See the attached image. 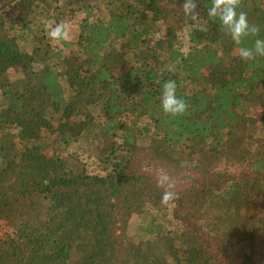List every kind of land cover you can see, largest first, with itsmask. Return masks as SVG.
<instances>
[{"label":"trees","instance_id":"obj_1","mask_svg":"<svg viewBox=\"0 0 264 264\" xmlns=\"http://www.w3.org/2000/svg\"><path fill=\"white\" fill-rule=\"evenodd\" d=\"M182 4L0 0V264H264V57L239 58L212 0ZM241 10L251 47L264 0Z\"/></svg>","mask_w":264,"mask_h":264},{"label":"clouds","instance_id":"obj_2","mask_svg":"<svg viewBox=\"0 0 264 264\" xmlns=\"http://www.w3.org/2000/svg\"><path fill=\"white\" fill-rule=\"evenodd\" d=\"M199 0H183L181 6L182 14L189 20L195 21L199 18L197 5ZM240 0H212L208 8L207 15L212 20H218L221 29L227 32L231 41L239 46L238 55L241 60H254L256 57H264V38L254 39L252 46L243 45V41L251 36H257L260 32L258 26L249 23L247 14L244 11H238ZM47 27L50 29L49 36L52 40L60 43L69 37L64 24H56L52 27L50 22ZM161 109L165 114L178 116L186 110L185 101L177 95V85L174 80H167L161 86ZM173 199V194L166 191L163 201L167 202Z\"/></svg>","mask_w":264,"mask_h":264},{"label":"rangeland","instance_id":"obj_3","mask_svg":"<svg viewBox=\"0 0 264 264\" xmlns=\"http://www.w3.org/2000/svg\"><path fill=\"white\" fill-rule=\"evenodd\" d=\"M67 31L69 33L68 39H74L75 35L77 33L75 29V25L71 24L67 27ZM87 143L84 141L80 145L72 146L69 149V152L75 151L79 157V160L83 163V165L86 167L87 172L90 174H97L100 172V168L97 164V162L90 157V154L87 152ZM155 213L149 209L146 211L144 215H140L138 217H135L130 222V228H129V234L133 238L143 237L146 238L147 235L141 231L140 227L147 225V223L150 221L151 216L153 217ZM167 217H170V213L167 212ZM170 226V225H168ZM138 240V239H136Z\"/></svg>","mask_w":264,"mask_h":264}]
</instances>
